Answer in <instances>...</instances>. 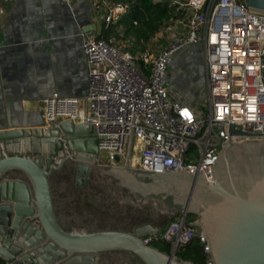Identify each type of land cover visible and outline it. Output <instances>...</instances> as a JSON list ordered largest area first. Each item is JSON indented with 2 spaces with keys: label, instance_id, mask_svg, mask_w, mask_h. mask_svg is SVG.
Masks as SVG:
<instances>
[{
  "label": "built area",
  "instance_id": "2783aa9c",
  "mask_svg": "<svg viewBox=\"0 0 264 264\" xmlns=\"http://www.w3.org/2000/svg\"><path fill=\"white\" fill-rule=\"evenodd\" d=\"M89 1L104 26L128 11L121 0ZM153 1L174 8L176 16L163 25L175 34L170 43L156 52L133 51L122 47L121 39L81 31L86 95L81 99L53 92L44 101L43 119L49 125L62 120L87 124L97 138L99 165L123 166L131 140L130 168L201 171L206 182H213L209 166L229 138H264V10L246 0ZM195 46L200 47L203 75L193 55L189 63L198 77V93L189 96L193 106L188 96L172 94L167 85L174 54ZM232 125L240 132H230ZM159 235L173 253L197 237L205 264H215L205 231L187 222L186 215ZM155 236L143 239L148 244Z\"/></svg>",
  "mask_w": 264,
  "mask_h": 264
},
{
  "label": "water",
  "instance_id": "95a60500",
  "mask_svg": "<svg viewBox=\"0 0 264 264\" xmlns=\"http://www.w3.org/2000/svg\"><path fill=\"white\" fill-rule=\"evenodd\" d=\"M246 2L264 10V0ZM47 28L39 27L33 39L47 35L54 40L57 35ZM180 51L168 73L175 71ZM230 132L240 130L232 125ZM130 151L131 140L125 164L105 167L97 164V138L87 124L71 120L41 128L1 124L0 262L96 264L101 252L117 250L130 252L143 264H192L147 244L143 237L161 232L150 223L130 229H64L55 213L49 176L71 161L76 188H84L91 169L97 167L138 200L158 197L152 203L166 213L171 205L183 216L195 214L194 224L205 231L215 264H264V138L240 142L229 138L209 166L213 182H206L201 171L132 169Z\"/></svg>",
  "mask_w": 264,
  "mask_h": 264
},
{
  "label": "crops",
  "instance_id": "0c3cea01",
  "mask_svg": "<svg viewBox=\"0 0 264 264\" xmlns=\"http://www.w3.org/2000/svg\"><path fill=\"white\" fill-rule=\"evenodd\" d=\"M41 26L57 35L54 40L47 35L33 39ZM102 27L100 11L89 0H0V125L51 126L43 119L49 95L84 98L87 68L80 32L99 35ZM180 52L167 86L172 94L188 96L187 102L194 106L189 98L198 93L197 72L189 63L193 54ZM97 258L96 264H137L124 251L101 252Z\"/></svg>",
  "mask_w": 264,
  "mask_h": 264
},
{
  "label": "trees",
  "instance_id": "16d2710c",
  "mask_svg": "<svg viewBox=\"0 0 264 264\" xmlns=\"http://www.w3.org/2000/svg\"><path fill=\"white\" fill-rule=\"evenodd\" d=\"M121 1L127 4V13L122 16L117 23L109 24L108 26L103 25L98 36L104 38L105 40H109L110 36H114L115 39H119L121 37L122 41H130V50L133 51L137 49H144L149 40L160 30V28L165 25L170 18L176 16L174 8L169 7L166 2H155L153 0ZM133 21H137V24H133ZM117 26V30L113 31L111 29L112 27ZM119 33H123V35L121 36ZM70 171H72L71 168L65 165L61 169L53 171L49 176V182L54 196L53 203L55 213L59 224L66 230H70L68 225L78 226L82 224V222L87 224L88 227L93 226L94 230L105 228L130 229L134 226L150 223L153 226L159 227L162 232L171 221L183 214L182 211L179 212V209L176 206H169L168 203L165 202L170 207L167 214L168 216L170 215L171 220L167 223V220L164 218L166 217L164 216L165 214H158L157 206L152 203V201L158 202V197L153 199L146 198L145 200H138L140 197L135 194L136 198L133 199L137 202L136 204L138 206L141 205V208H132V206H129L128 204L126 205V201H124L125 204H118L114 208V214L116 216H121L120 221L116 223H109L107 222V219L111 216L106 213V209L112 204H108V206L104 205L103 212H100L93 206L92 198L102 193V191H100V187H103L100 186L101 184L97 181H101L103 184L108 183L105 182L107 181L106 178L109 177V179H111L112 176L101 174L97 167H93L89 173L86 186L84 188H76L69 176ZM55 182L58 183L59 188L58 186H55ZM112 183L115 185L114 190L119 194V196H124L126 199V196L128 198L127 193L131 194L126 189L117 186L115 182ZM63 186H66V189H63ZM111 190H113L112 187ZM72 194H74V196ZM154 208L157 210H155V218L152 215ZM85 214L89 215L90 218L86 217ZM195 219V214H186L187 222H194ZM148 244L158 248L164 253H170V243L163 240L160 235L152 237ZM112 251L118 252L117 250ZM174 255L177 259L189 261L192 264H205L203 244L199 242L197 237L193 238L189 243L180 246L174 252ZM132 256L137 260V264H143L133 254Z\"/></svg>",
  "mask_w": 264,
  "mask_h": 264
},
{
  "label": "rangeland",
  "instance_id": "374dc122",
  "mask_svg": "<svg viewBox=\"0 0 264 264\" xmlns=\"http://www.w3.org/2000/svg\"><path fill=\"white\" fill-rule=\"evenodd\" d=\"M121 29L123 30V28L121 27ZM123 32V31H122ZM121 36L123 35V33H119ZM174 35L171 31H168L166 30L165 28H163V26L160 28V30L149 40V42L146 44V46L144 47L145 49L148 48L150 51H153V52H156L158 51L159 49H161L162 47L168 45L170 43V41L174 38ZM119 39H122L121 37ZM120 42V41H119ZM124 43L120 42L121 44H123L122 47H125L127 49H130V41H127V40H123ZM101 158L105 159V156L104 155H101ZM103 159H101L103 161ZM71 161H68L66 163V166H69V168H71L72 171L69 172V176L72 180V182L74 183V168H73V165L71 167ZM18 171V170H17ZM19 173V172H18ZM65 175V174H63ZM107 181L105 182H108V183H104L101 182V181H97L99 182V184H101L100 186H102L103 188L100 187V191H102L101 194L97 195L96 197L92 198V202H93V206L99 210L100 212H103L104 210V205H107L108 204H112L110 205L106 210V213L108 215H110L111 217H109L107 219V222L109 223H116L118 221H120V218L121 216H116L114 214V208L118 205V204H125L124 201H126V205L128 204L129 206H132V208H135V209H140L141 208V205L138 206L136 203V201L133 199V198H136L135 195L133 194H128V198L126 196V199L125 197H121L119 196V194L114 190V186L112 183H111V180L109 179V177L106 178ZM56 184L55 186H58V183H54ZM54 186V187H55ZM111 187L113 188V190H111ZM59 188V186H58ZM63 189H66V186L62 187ZM58 190V189H57ZM74 196V194H72ZM72 196V197H73ZM84 198V197H83ZM128 199V200H127ZM91 202V200H90ZM112 202V203H111ZM74 204V203H73ZM145 208V207H144ZM158 211L154 208V212L152 213L153 217L155 216V210L158 212V214H165L164 217L166 220H167V223L171 220L170 219V215L168 216V214L163 211L162 209L158 208ZM178 213V212H177ZM86 217L90 218L89 215L85 214ZM150 216V215H149ZM76 217V215H75ZM155 218V217H154ZM65 220V219H64ZM196 221V220H195ZM194 221V222H195ZM193 222V223H194ZM68 223V222H67ZM72 225V224H71ZM76 225H72V226H69L68 227L71 229L72 227H75ZM87 227V224H84V222H82V224L78 225V227ZM91 230H94V227L91 226L89 227ZM212 255V253H211Z\"/></svg>",
  "mask_w": 264,
  "mask_h": 264
},
{
  "label": "flooded vegetation",
  "instance_id": "af4514ba",
  "mask_svg": "<svg viewBox=\"0 0 264 264\" xmlns=\"http://www.w3.org/2000/svg\"><path fill=\"white\" fill-rule=\"evenodd\" d=\"M185 51L194 55L195 62L197 64V66H198L199 74H200V76H202L203 75V68H202L203 60H202V55L200 53V47L195 46L194 48H187ZM66 163L64 164V166L66 165ZM72 165L73 164L71 163V167H72ZM73 168H74V165H73Z\"/></svg>",
  "mask_w": 264,
  "mask_h": 264
},
{
  "label": "bare ground",
  "instance_id": "6f19581e",
  "mask_svg": "<svg viewBox=\"0 0 264 264\" xmlns=\"http://www.w3.org/2000/svg\"><path fill=\"white\" fill-rule=\"evenodd\" d=\"M244 141H248V140H244ZM77 233H79V232L77 231ZM85 262H87V260H85Z\"/></svg>",
  "mask_w": 264,
  "mask_h": 264
}]
</instances>
